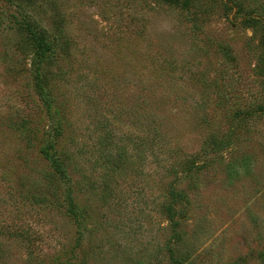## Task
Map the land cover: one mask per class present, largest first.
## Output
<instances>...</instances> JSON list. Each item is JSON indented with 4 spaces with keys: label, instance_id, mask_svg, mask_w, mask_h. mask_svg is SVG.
<instances>
[{
    "label": "rangeland",
    "instance_id": "1",
    "mask_svg": "<svg viewBox=\"0 0 264 264\" xmlns=\"http://www.w3.org/2000/svg\"><path fill=\"white\" fill-rule=\"evenodd\" d=\"M189 1L0 0V264H170V249L191 264H263L264 109L230 120L264 104V0ZM248 12L263 22L244 26ZM21 20L51 46L40 74L58 136ZM229 135L222 156L204 152ZM45 143L64 178L40 155ZM244 158L249 173L229 176ZM190 161L209 162L186 177ZM170 184L184 194L177 243Z\"/></svg>",
    "mask_w": 264,
    "mask_h": 264
},
{
    "label": "trees",
    "instance_id": "2",
    "mask_svg": "<svg viewBox=\"0 0 264 264\" xmlns=\"http://www.w3.org/2000/svg\"><path fill=\"white\" fill-rule=\"evenodd\" d=\"M158 1L164 5L171 7H178L181 9H186L190 5L189 0H158ZM232 9L236 14L240 13L241 10L240 6L234 2ZM241 17H242L241 24H243L246 27L255 26L256 23L263 22L261 14L256 12L244 13L243 15H241ZM14 23H16V27H15L16 31L20 35L25 36L28 40V48L32 54V60L30 61V66L33 71L35 90L37 92L41 105L45 109V112L47 114L53 112V115L56 116V125L54 126L53 131H54V136H58L60 132L61 115L59 111L52 106V100L50 99V97H48L47 92L43 87V80L40 74V68L43 62L46 60V58L52 51L51 46L46 39L47 38L46 33L43 29L37 28L31 23L23 20ZM259 45L262 48V54L256 62V69L258 70V73H262L264 75V35L261 36ZM263 109H264V104H259V103L254 104L252 106H248L247 109L244 111L240 110L239 108H235L233 112V118L230 120V123L232 124V122L235 121L237 122L242 121L244 118L254 115L256 111L259 110L263 111ZM229 132H230L229 134L232 135L233 133L232 130H230ZM230 135L227 136L225 140L224 139L216 140L213 139L212 137H209L207 142H205L207 145L204 147L205 148L204 152L207 151L214 154L217 153V155L220 153V156H222L221 154L222 150L227 149L229 147L228 145L230 141ZM39 153L48 163L49 167L51 168L54 174H56L60 178H64L66 176L65 168L62 162L60 161V159L57 157L53 143H45L41 145L39 147ZM209 161H203L201 164H195L194 162L191 161L187 162L186 165H184L183 168L180 170V172L183 173L184 176L186 177L194 176L199 171L205 169ZM248 164H249L248 158H244L241 161H239L236 165L226 167L228 169L229 176L238 177L240 175H247L249 173ZM174 187L175 186L173 184H170L169 190L167 192L168 202L164 207V213L166 215L167 221L171 224L173 242L177 243L180 240V236L179 233L176 232L177 222L175 220V217L178 216L176 206L184 200V194L175 190ZM67 205L68 208H66V211L68 216L73 219L74 223L76 224V228H79L81 224V220L74 211V209L72 208V203L70 200ZM258 256L261 260H263V264H264V255L259 253L257 257ZM168 257L170 264H191V262L188 261V258L174 257L173 250L171 249L168 250ZM240 263L244 264L245 260L241 258L236 264H240Z\"/></svg>",
    "mask_w": 264,
    "mask_h": 264
}]
</instances>
